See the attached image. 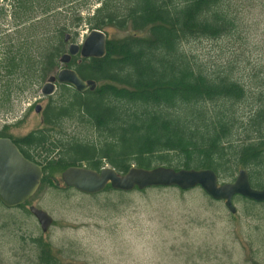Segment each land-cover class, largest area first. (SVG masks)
Instances as JSON below:
<instances>
[{
    "label": "trees",
    "instance_id": "1",
    "mask_svg": "<svg viewBox=\"0 0 264 264\" xmlns=\"http://www.w3.org/2000/svg\"><path fill=\"white\" fill-rule=\"evenodd\" d=\"M35 5L24 0L10 13L0 7V19L11 20L10 35L0 30V111L10 110L14 89L22 90L36 73L44 78L57 65L66 30L85 26L105 35L111 28L128 33L107 39L100 59H72L69 68L83 81H94L96 89L79 93L59 85L66 97L42 110L45 129L18 139L0 131L41 167L42 181L51 184L53 173L69 167L99 171L108 165L123 174L133 166H162L210 169L224 182L245 170L252 188H264V75L254 65L252 78L238 75L249 67L245 14L260 6L264 15V0H101L91 14L78 13L51 37L42 33L44 20L34 17ZM59 8L47 4L39 13ZM225 40L233 42L231 55L236 54L225 65L202 62L187 48L194 41ZM64 121L86 124L94 139H73L55 157L60 144L51 142L52 131ZM107 192L114 191L108 186ZM234 200L245 213L264 211V203ZM33 242L39 262L55 264L47 247Z\"/></svg>",
    "mask_w": 264,
    "mask_h": 264
},
{
    "label": "rangeland",
    "instance_id": "2",
    "mask_svg": "<svg viewBox=\"0 0 264 264\" xmlns=\"http://www.w3.org/2000/svg\"><path fill=\"white\" fill-rule=\"evenodd\" d=\"M21 1L24 2L0 0V7L5 6L10 13ZM34 1L33 15L44 20L42 33L51 37L64 22L66 25L73 22L78 13L82 18L91 14L101 0ZM47 4L60 8L55 14L42 15L39 12ZM261 11L258 6L244 17V35L250 46L246 55L249 67L241 68L238 74L244 80L252 78V65L261 69L260 76L264 75ZM10 22L9 15L0 19V30L7 35H10ZM89 32L85 26L66 30L64 34L69 35V41L63 44L59 58L70 44H82ZM127 35L114 28L106 30L109 40ZM187 48L209 64L225 65L227 60L236 58V54L231 55L233 42L228 40L194 41ZM36 49L33 46L34 52ZM62 68L57 61L44 78L36 73L22 84V90L14 89L10 110L0 111V131L5 129L9 137L18 139L46 128L42 113H35L34 106L40 105L43 110L48 104H59L65 99L66 94L58 84L52 96L42 98L40 93L46 79ZM73 139L88 142L94 139V133L84 123L62 122L52 131L51 142L60 144L55 157ZM236 175L237 172L234 179ZM60 176L61 172L53 173L51 184L41 181L23 208L7 209L0 203V264H41L35 239L47 247L55 264H264V211L245 213L243 205L233 200L237 209L233 216L223 202L212 201L200 189L184 194L167 188L144 193L133 191L127 196L115 192L87 196L66 189ZM30 207L52 218L46 233L41 232L32 215L26 214Z\"/></svg>",
    "mask_w": 264,
    "mask_h": 264
},
{
    "label": "water",
    "instance_id": "3",
    "mask_svg": "<svg viewBox=\"0 0 264 264\" xmlns=\"http://www.w3.org/2000/svg\"><path fill=\"white\" fill-rule=\"evenodd\" d=\"M68 41L69 35L65 37V42ZM105 49L106 35L96 30H91L82 44H70L67 53L59 59L64 68L55 76L47 78L41 87V96H52L56 91V84L69 86L79 93L94 91V81H83L67 66L78 55L84 59H100L104 57ZM41 109L40 105H36L34 111L40 113ZM42 178L43 172L38 164L26 159L10 139L0 138V203L5 208L14 209L26 203L35 194ZM60 180L66 188L87 196L99 195L108 186L114 192L120 193L152 188H174L188 192L199 188L212 201L223 202L231 215L237 213L233 204L236 196L255 203H264V188H252L245 170L238 171L233 182L220 183L217 174L210 169L174 170L162 166L143 169L133 166L126 173L119 174L107 166L99 171L69 167L61 173ZM28 211L38 222L41 232L46 233L52 225V218L35 207H30Z\"/></svg>",
    "mask_w": 264,
    "mask_h": 264
}]
</instances>
